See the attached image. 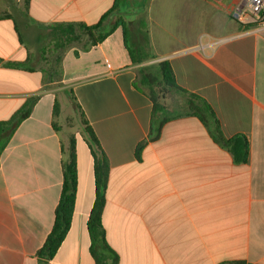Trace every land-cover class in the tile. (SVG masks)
Here are the masks:
<instances>
[{"label": "crops", "instance_id": "obj_1", "mask_svg": "<svg viewBox=\"0 0 264 264\" xmlns=\"http://www.w3.org/2000/svg\"><path fill=\"white\" fill-rule=\"evenodd\" d=\"M115 2L29 0L26 9L25 0L0 1V14L12 16L0 20V121L37 99L1 158L0 264H38L72 145L75 208L51 264H95L87 228L94 157L84 119L110 165L102 221L119 264H264V36L232 19L243 0H140L145 20L133 34L126 25V42L123 26L114 28L122 0L101 26L112 31L102 42L82 33L64 51L43 45L50 27L98 25ZM164 62L187 93L177 97H201L224 137L249 139L247 163L236 164L190 115L171 119L150 141L153 103L142 71ZM64 92L81 108L80 126L67 119L66 131L58 121Z\"/></svg>", "mask_w": 264, "mask_h": 264}, {"label": "trees", "instance_id": "obj_2", "mask_svg": "<svg viewBox=\"0 0 264 264\" xmlns=\"http://www.w3.org/2000/svg\"><path fill=\"white\" fill-rule=\"evenodd\" d=\"M122 0H116L113 8L103 17L101 23L94 26L85 24L79 25H56L50 27V31L54 35L53 46L55 51H64L72 44L73 41L80 38L82 35H87L93 41V44L102 42L112 31L108 33L102 32L101 26L105 20L118 13ZM29 0H25V8L27 9ZM9 13L0 14V20L11 19ZM122 25L124 32L126 31V23L120 17L114 28ZM81 31V33H79ZM125 40L127 42V33L125 32ZM148 41V39H147ZM45 51V50H44ZM57 64L61 62V56L56 58ZM0 63L3 61L0 59ZM8 66L20 67V64H5ZM156 72L142 71V82L150 87L149 97L153 103L152 125L150 128L149 139L155 142L160 137L163 125L174 118H179L183 115L197 117L202 123L211 130L212 137L216 143L226 149L233 157L236 164H245L249 161L250 142L249 139L242 134L235 135L227 139L221 132L219 122L212 108L207 102L199 96L187 95V102L183 111H171L163 103L168 96L174 92L183 91L175 82L172 69L169 64L161 63L157 66ZM37 102L36 98L30 99L25 105L15 113L10 119L0 121V164L1 158L8 147L13 135L18 127L28 119ZM75 108L81 111L80 106L73 99ZM59 105L55 104L54 117L59 115ZM83 119V118H82ZM85 132L88 137V143L92 149L94 157V175L96 185V199L91 210L87 223L88 232L91 239V254L95 264H119V256L109 245L106 237V230L103 225V212L106 204V192L108 189L110 165L106 154L104 153L101 144L95 133L88 126L84 119ZM146 143L138 145L136 156L138 160L141 158V153ZM63 185L59 204L55 212V221L53 228L48 235L43 247L37 252L38 264H51L56 253L64 242L66 235L71 227L72 217L76 202L77 192V165L75 147L70 148L69 157L63 165Z\"/></svg>", "mask_w": 264, "mask_h": 264}, {"label": "rangeland", "instance_id": "obj_3", "mask_svg": "<svg viewBox=\"0 0 264 264\" xmlns=\"http://www.w3.org/2000/svg\"><path fill=\"white\" fill-rule=\"evenodd\" d=\"M0 1H5L6 4H8L13 0ZM139 2L140 0H127L125 5H123V10L119 11L118 13V17L125 21L132 34L137 30V28L140 27V24L145 20L144 5L139 4ZM45 32L46 33L44 35L43 45L50 44L49 46H51L55 37L50 30H46ZM53 54L55 53L52 52L51 55ZM168 97L169 100L166 102V105L168 106V108H170V110L183 111L185 109V102L188 99L187 96H185V101L182 98L177 97L173 92ZM58 100L62 107V115L58 120L59 123L65 128V122L68 119L74 126L73 129L78 128L80 126L79 116L72 103L69 101V94L65 92L61 93L58 97ZM66 130L67 128H65V131Z\"/></svg>", "mask_w": 264, "mask_h": 264}, {"label": "built area", "instance_id": "obj_4", "mask_svg": "<svg viewBox=\"0 0 264 264\" xmlns=\"http://www.w3.org/2000/svg\"><path fill=\"white\" fill-rule=\"evenodd\" d=\"M231 17L252 32L264 36V0H243Z\"/></svg>", "mask_w": 264, "mask_h": 264}]
</instances>
